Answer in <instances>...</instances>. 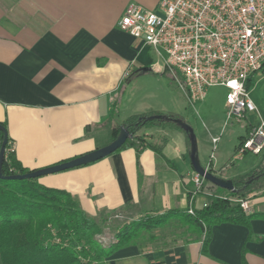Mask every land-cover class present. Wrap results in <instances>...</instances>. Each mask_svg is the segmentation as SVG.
<instances>
[{"label": "crops", "instance_id": "obj_1", "mask_svg": "<svg viewBox=\"0 0 264 264\" xmlns=\"http://www.w3.org/2000/svg\"><path fill=\"white\" fill-rule=\"evenodd\" d=\"M161 1L0 0V123H6L25 168L54 166L107 146L113 126L132 116L182 118L188 105L184 92L174 88L170 74L142 41L118 27L130 4L157 11ZM137 136L162 148L170 163L152 149L138 158L135 148H127L39 181L77 196L92 216L103 210L188 209L196 172L185 132L154 126ZM219 160L213 156L201 164L227 180L260 162L244 156L240 165L223 167ZM209 195H196L193 207L202 209ZM256 203V209L264 210V198ZM252 232L261 240L248 242L249 228L224 223L213 227L207 254L201 240L144 253L131 246L106 264H242L244 247L247 264H264V220H253Z\"/></svg>", "mask_w": 264, "mask_h": 264}, {"label": "trees", "instance_id": "obj_2", "mask_svg": "<svg viewBox=\"0 0 264 264\" xmlns=\"http://www.w3.org/2000/svg\"><path fill=\"white\" fill-rule=\"evenodd\" d=\"M250 82L251 80L248 82V89ZM153 115L159 114L132 116L122 124L113 126L111 142L118 137L122 126L132 135L116 153L135 148L139 158L145 149H152L166 159L162 148L137 136L142 128L164 124L158 120H146ZM170 116L181 118L177 115ZM0 126L4 129L0 128L1 150L5 132L8 134V131L6 123H0ZM250 129L248 126L247 133ZM186 137L190 149L187 134ZM245 139V136L240 137V144ZM33 171L35 170L25 168L18 160L13 141L8 135L3 176L26 175ZM210 171L214 172L211 167ZM39 180L40 178H0V264H106L107 259L127 247L136 246L144 253L171 248L180 243L190 244L196 240L203 242L202 252L207 254L213 227L224 223L249 228L248 242L261 240L252 232V221L264 220V210L254 208L251 212H246L241 207L240 200L254 191H259L264 196V154L254 170L231 179L237 192L216 186L220 193L227 194L208 196L209 203L202 209H196L191 203L185 210L171 209L163 213L150 210L123 223L113 218L117 211L103 210L92 216L83 208L77 196L64 189L46 187ZM191 199L192 196L190 202ZM191 208L193 214L189 212ZM173 222L185 230L182 236L170 240L162 238L159 231ZM108 228L114 232V240L111 244L104 245L98 237ZM246 253L247 249L244 247L242 264H247Z\"/></svg>", "mask_w": 264, "mask_h": 264}, {"label": "built area", "instance_id": "obj_3", "mask_svg": "<svg viewBox=\"0 0 264 264\" xmlns=\"http://www.w3.org/2000/svg\"><path fill=\"white\" fill-rule=\"evenodd\" d=\"M118 27L155 54L189 106L203 102L210 88L223 87L227 90L225 124L258 111L247 85L264 70V0H162L157 11L130 4ZM248 126L251 129L235 159L264 154V120ZM219 141L220 136L213 138L214 144ZM194 183L190 203L205 178L195 173ZM240 204L246 212L253 210L251 202ZM189 212L194 213L192 208Z\"/></svg>", "mask_w": 264, "mask_h": 264}, {"label": "rangeland", "instance_id": "obj_4", "mask_svg": "<svg viewBox=\"0 0 264 264\" xmlns=\"http://www.w3.org/2000/svg\"><path fill=\"white\" fill-rule=\"evenodd\" d=\"M153 55V59L156 61L157 58L155 54ZM172 84L174 88L177 89L178 86L174 81H172ZM159 87L158 90H160ZM248 91L251 99L257 106L258 111L247 114V118H242L240 122L234 119L228 124H225L227 119V90L223 87L210 88L204 103L196 104L195 108L186 105L185 113L182 114V119L188 122L194 130L198 144L199 158L204 166H206V164L211 161L213 156L217 159H220L219 161H222L221 163H223V167H225V165H231L232 163L238 165L241 164L239 163L240 159H235V154L240 144V137L247 136V126L249 124H251L252 127L258 126L261 122V119L264 120V70L255 73L251 77ZM161 126H166L169 129H178L172 123H164L161 124ZM212 136H220V142L217 144L212 143ZM245 156L248 158V160H252L254 162H261L263 158V154L260 156H255L249 153ZM204 192L206 195L210 194L209 196L216 194H227L220 193L216 186L212 185L206 180L204 185L201 187L199 194H203ZM206 198L209 199L208 197ZM261 198H264V196L261 195L259 191H254L249 193L244 199L241 200L251 202L252 209H254L255 204H257V200ZM199 200H201L200 196L198 198V201ZM136 211L137 210L135 209L126 211L122 210L117 212L113 218L122 223L132 221L140 214L136 213ZM184 231L185 230L182 229L178 223L173 222L166 228L160 230L159 233L161 234L162 238L170 240L175 239V237L180 238ZM113 235L114 232L108 228L105 233L98 238L102 244L109 245L114 240Z\"/></svg>", "mask_w": 264, "mask_h": 264}, {"label": "water", "instance_id": "obj_5", "mask_svg": "<svg viewBox=\"0 0 264 264\" xmlns=\"http://www.w3.org/2000/svg\"><path fill=\"white\" fill-rule=\"evenodd\" d=\"M143 72H149V69H144ZM146 120L147 121L158 120L164 123H172L177 125L181 130H183L187 134L188 139L190 141L189 158L194 171L197 174H199L201 177L205 178L207 182L213 184L214 186L221 187L223 189L230 190L233 192H237L231 180H226L224 178L216 176L213 172L207 170L201 164L198 154V144H197L196 135L194 133L193 128L188 122H186L182 118H175L173 116L162 115V114L150 116ZM0 128L3 129V127L1 126ZM131 138L132 135L129 133L128 129L122 126L118 137L107 146L83 154L66 162H62L54 166L35 170L26 175L5 177L3 176L2 173L3 163L5 159L6 145L8 143V134L5 132V140L0 150V178L8 179V180L38 179L48 175H53V174L73 170L76 168L88 166L113 155L118 150H120L125 145V143Z\"/></svg>", "mask_w": 264, "mask_h": 264}]
</instances>
